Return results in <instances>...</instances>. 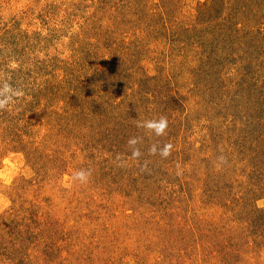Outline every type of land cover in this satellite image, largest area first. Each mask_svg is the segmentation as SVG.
<instances>
[{
	"label": "rangeland",
	"instance_id": "rangeland-1",
	"mask_svg": "<svg viewBox=\"0 0 264 264\" xmlns=\"http://www.w3.org/2000/svg\"><path fill=\"white\" fill-rule=\"evenodd\" d=\"M5 84L0 264H264V0H0Z\"/></svg>",
	"mask_w": 264,
	"mask_h": 264
},
{
	"label": "clouds",
	"instance_id": "clouds-1",
	"mask_svg": "<svg viewBox=\"0 0 264 264\" xmlns=\"http://www.w3.org/2000/svg\"><path fill=\"white\" fill-rule=\"evenodd\" d=\"M18 94H22V93H18L17 90L12 89L10 85L5 84L3 87H0V109H4L7 106V104L10 103L14 99V97H16ZM166 126H167V121L166 118L164 117L160 118L158 122V126H155L152 123L149 124V127L154 128L158 134H162L166 129ZM74 175L76 178L81 180L87 179L86 173L82 170L76 172Z\"/></svg>",
	"mask_w": 264,
	"mask_h": 264
}]
</instances>
